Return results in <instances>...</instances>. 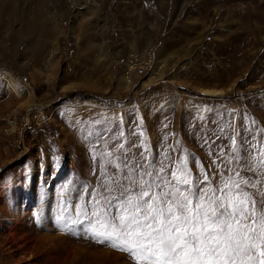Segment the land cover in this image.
<instances>
[{"label":"rangeland","instance_id":"374dc122","mask_svg":"<svg viewBox=\"0 0 264 264\" xmlns=\"http://www.w3.org/2000/svg\"><path fill=\"white\" fill-rule=\"evenodd\" d=\"M250 145L264 148V0H0V264H136L92 235L105 173L121 175L101 153L188 157L194 182L240 171L264 192Z\"/></svg>","mask_w":264,"mask_h":264},{"label":"snow or ice","instance_id":"6c2138e0","mask_svg":"<svg viewBox=\"0 0 264 264\" xmlns=\"http://www.w3.org/2000/svg\"><path fill=\"white\" fill-rule=\"evenodd\" d=\"M231 139L228 163L240 165L237 138ZM98 141L106 143L104 131ZM118 143V148L111 147L117 152L125 149ZM249 147L252 151L242 167L264 173V148ZM145 151L138 157L127 150L122 156L101 153L119 161L116 169L121 175L105 173L104 192L97 193L103 200L99 207L97 200L91 212L97 242L128 253L136 264H264V199L257 207L247 190L257 188L256 183L236 171L213 188L207 172L193 181L188 157L169 170L165 161L150 160ZM256 195L264 192L257 188Z\"/></svg>","mask_w":264,"mask_h":264},{"label":"built area","instance_id":"2783aa9c","mask_svg":"<svg viewBox=\"0 0 264 264\" xmlns=\"http://www.w3.org/2000/svg\"><path fill=\"white\" fill-rule=\"evenodd\" d=\"M127 63L129 65V67L126 68L127 71L124 73V77L129 76L130 73H133L134 76H145L147 74L149 68H150L149 57H147V59H145V58H141V59L130 58ZM126 80L129 83H131V81H129V77H126ZM31 112H33V111H31ZM32 118H34V120H36V121H39L40 120V112H38V110H36V112L34 111V113H32Z\"/></svg>","mask_w":264,"mask_h":264},{"label":"bare ground","instance_id":"6f19581e","mask_svg":"<svg viewBox=\"0 0 264 264\" xmlns=\"http://www.w3.org/2000/svg\"><path fill=\"white\" fill-rule=\"evenodd\" d=\"M149 70H151V64H150V68H149ZM148 70V71H149ZM148 74V73H147ZM126 77H129V81H131V83H133V80H134V78H136L135 76H134V74L133 73H130V75L129 76H126ZM126 77H124V80H126ZM213 92V91H212Z\"/></svg>","mask_w":264,"mask_h":264}]
</instances>
